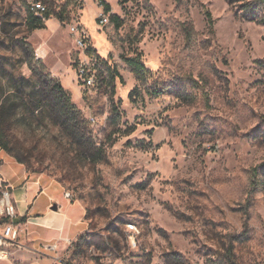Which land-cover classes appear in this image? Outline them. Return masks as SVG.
I'll return each instance as SVG.
<instances>
[{"label": "rangeland", "instance_id": "obj_1", "mask_svg": "<svg viewBox=\"0 0 264 264\" xmlns=\"http://www.w3.org/2000/svg\"><path fill=\"white\" fill-rule=\"evenodd\" d=\"M34 1L53 10L45 28L27 26ZM101 1L0 0V139L78 219L62 264H264V183L249 186L264 162V22L227 0H107L118 28L101 23ZM78 23L94 51L75 43ZM137 54L146 84L124 61ZM40 71L60 80L97 150L52 115ZM154 83L165 92H147Z\"/></svg>", "mask_w": 264, "mask_h": 264}, {"label": "crops", "instance_id": "obj_2", "mask_svg": "<svg viewBox=\"0 0 264 264\" xmlns=\"http://www.w3.org/2000/svg\"><path fill=\"white\" fill-rule=\"evenodd\" d=\"M0 178L10 191L15 211L14 218L5 213L0 195V232L5 223L13 222L23 245L9 258L0 257V264H62L61 247L70 237L72 226L78 224V219H73L71 212L63 208L57 189L52 191L51 184L32 178V174L1 146ZM54 203L58 205L57 210L52 209ZM70 206L76 209L73 204Z\"/></svg>", "mask_w": 264, "mask_h": 264}, {"label": "trees", "instance_id": "obj_3", "mask_svg": "<svg viewBox=\"0 0 264 264\" xmlns=\"http://www.w3.org/2000/svg\"><path fill=\"white\" fill-rule=\"evenodd\" d=\"M67 1L71 2L75 0H67ZM227 1L233 6L236 15L241 17L242 19L256 21V22H264V15L262 14V11H264V0H227ZM101 3L104 7L105 13L106 14L109 13L111 11L110 3H108L105 0H102ZM26 6H27L26 8L27 26L29 29L33 30V29L45 28L46 20L53 17V10L50 6L46 5V10L41 14H37L35 11H33L31 9V4L30 5L27 4ZM202 6L203 9L205 10V14L208 20L210 30L211 32H213L214 24H215L213 14L205 4H203ZM56 17L60 21H65L66 20L65 10H62L59 15H56ZM110 17L116 23V27L119 28L121 26L120 16L117 14H111ZM185 33L187 39L191 40L194 34L193 27H186ZM87 50H89L90 52V51H94L95 48L92 45H89ZM29 51H31V49H29ZM32 60L34 61L33 58ZM124 61L129 66L130 70L134 73L138 81H140L143 84H146L150 80V76L152 72L143 63L141 54H137L136 56H124ZM35 62H37L41 66V68L45 67L43 65V61L41 58H37ZM38 76L41 81V85L47 87L48 89L47 103L50 107V111L52 115L55 116V119H56V115L58 116L59 124L61 125L63 130L67 134H69L68 132L71 131L72 132L71 136L74 138V140L79 145L81 144L85 148L87 147L86 148L87 151L93 152L97 150L96 143L92 139H89L81 129L80 121L82 119V113L73 103L70 94L61 84L60 80L53 77L49 73H45L44 71H40V73H38ZM116 76L120 77V79L123 80V77L119 73L118 69L114 67L112 70V77H111L113 84L115 82ZM80 78L82 79L81 76ZM135 90H138V87H136L134 91ZM147 92L154 95H159V94H163L165 92V89L163 87H159L157 84L154 83L152 84L151 89L147 88ZM261 142L264 144V131L261 134ZM0 146L5 151L7 152L10 151L8 145L2 142L1 139H0ZM263 183H264V162L251 168L250 177H249L250 192L253 193L257 191L263 185ZM173 256H174L173 254H167V258L169 260L171 261L177 260V258Z\"/></svg>", "mask_w": 264, "mask_h": 264}, {"label": "built area", "instance_id": "obj_4", "mask_svg": "<svg viewBox=\"0 0 264 264\" xmlns=\"http://www.w3.org/2000/svg\"><path fill=\"white\" fill-rule=\"evenodd\" d=\"M31 9L37 14H41L46 10V5L41 1H34L31 3ZM110 15L101 13V23L107 24L109 22ZM70 33L74 38L75 43L81 48H88L86 41V30L81 23L70 25ZM79 74L82 79L91 86L95 84L94 74H89L87 66L81 65ZM92 121H96V118L90 116ZM0 195L1 203L5 207V213L9 217H15L14 206L11 204L10 191L3 185V181L0 178ZM23 245L19 242V230L17 226L11 223H5L3 225V231L0 232V257L9 258L15 251L21 249ZM51 249L54 248L50 247Z\"/></svg>", "mask_w": 264, "mask_h": 264}, {"label": "water", "instance_id": "obj_5", "mask_svg": "<svg viewBox=\"0 0 264 264\" xmlns=\"http://www.w3.org/2000/svg\"><path fill=\"white\" fill-rule=\"evenodd\" d=\"M52 209H54V210H57V209H58V205H57V203H54V204H53Z\"/></svg>", "mask_w": 264, "mask_h": 264}]
</instances>
